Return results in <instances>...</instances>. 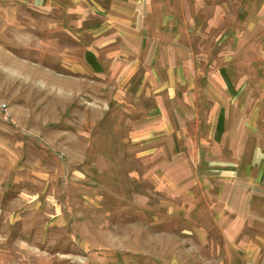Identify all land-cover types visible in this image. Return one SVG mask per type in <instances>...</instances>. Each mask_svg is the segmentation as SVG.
<instances>
[{
  "label": "rangeland",
  "instance_id": "obj_1",
  "mask_svg": "<svg viewBox=\"0 0 264 264\" xmlns=\"http://www.w3.org/2000/svg\"><path fill=\"white\" fill-rule=\"evenodd\" d=\"M53 1L0 0V106L9 108V116L0 112V264H262L264 209L256 232L219 231L205 216L219 204L216 192L197 198L183 182L190 181L197 145L222 150L244 107L253 116L264 108V0H152L151 35L171 23V31L187 36L177 39L187 49L173 46L172 53L189 77L178 85L183 101L176 106L191 120L185 118L187 135L177 139L174 130L172 142L162 140L171 144L166 152L156 139L147 141L152 136L132 132L142 120L127 115L132 96L124 84L135 73L126 79L124 70L104 72L84 51L92 40L78 37L100 28L88 7L104 2ZM105 89L107 115L95 125ZM159 98L137 102L158 109ZM211 122L220 134H212ZM178 140L192 150L181 152ZM85 146V167H71L84 159ZM169 158L182 168L169 167ZM234 241L253 247H225Z\"/></svg>",
  "mask_w": 264,
  "mask_h": 264
},
{
  "label": "crops",
  "instance_id": "obj_2",
  "mask_svg": "<svg viewBox=\"0 0 264 264\" xmlns=\"http://www.w3.org/2000/svg\"><path fill=\"white\" fill-rule=\"evenodd\" d=\"M102 1L104 2L103 6L95 5L88 7V14L95 17L94 21L97 19L99 20L100 28L97 30V28L95 29L93 27L94 30H86L88 32H82V34L80 33L78 35V37L83 35V40H92L89 47L88 44H85L84 51L91 53V55L99 61L98 63L105 65V70L103 69L104 72L124 70L123 76L126 79L131 73H135L133 75L135 81L132 80L127 84L125 83L126 85L124 84V89L129 90L131 93L132 103H136L139 100L138 102H146L149 104L151 99V102L155 104L156 97L159 95L160 102L156 104L159 105L158 109L156 106V108H150L149 106L141 107L138 102L136 105H132L131 103V108L127 115L131 116L132 119L142 120L132 125V127L134 126L132 132L138 134L137 138L152 136L149 137L147 141L156 139L157 146H160L164 152L171 151L172 147L168 148L171 144L168 143L166 147L163 145L162 140L172 142L174 139H171V136L174 137V130L179 131L178 136H176L177 139L187 135V126L185 122L189 118L185 110H182L181 106L177 108L176 103L177 100L180 102L183 101L182 95L179 96L180 99L177 98V94L180 93L178 85L189 80V77H187L184 63H179L177 56L172 53L173 46L176 49L178 47V40L181 41L182 38L187 39L186 33L183 36L180 30L177 32L171 31V23H169L168 30L161 32L160 28H156L152 36L150 33L151 26L148 22V16H152L151 18L155 17L151 14L153 8L152 0ZM53 2L55 6L60 7L55 0ZM67 12L71 13V10L67 11L66 9V13ZM103 18L107 20L105 21ZM164 18L166 23L172 20L171 15L167 16L164 14ZM93 22L90 21L89 23L91 24ZM180 44L181 43H179L178 49L181 52L186 47ZM113 63L115 65H113ZM117 64H119L118 68H116ZM93 65H97L95 60H93ZM126 65L128 68H124ZM179 80L180 82L178 83ZM230 83L228 88L232 89ZM102 94L106 100V107L99 109L100 115H102L95 120L97 121L95 125L100 124V126L107 115V103L109 98L108 90L105 89ZM232 97L233 96H230L231 100H234L236 103L242 102L244 105L247 104V99L243 97ZM262 98L264 104V95ZM183 99L186 101L185 98ZM167 107L170 111H167ZM244 108V114L240 115L239 121L226 132L228 137V142L225 143L226 145L221 143L222 139L221 142L219 139L217 141L221 143L222 150L226 154L214 153L222 151L220 149L218 150L217 146L212 147L209 151L205 149L202 144L197 145V159L193 160L190 165H187V167L190 168V176L187 174L190 181L183 182V184L187 185L185 188L186 193H189L187 191L188 189H194L197 198L198 195H202V198H206L209 195L210 198H212L213 194L216 192L213 199H219V204L212 206L211 211L206 212L205 216L211 217L212 226L219 231L256 232L255 219L259 217L261 213L258 210L264 209V207H259L261 201L264 200V108L262 109L263 112L261 110L260 113H254V116L253 111L252 114L250 113L248 115V107L245 106ZM214 112L215 111H213V113ZM258 116L260 117L259 121H257ZM205 120V117L201 119L199 121L200 125H203ZM140 126L143 127V129L147 128L146 130L138 131L137 129H139ZM210 126H212V134L215 131L217 135L220 134L221 128L219 123L214 126V123L211 122ZM199 131L202 134V128L199 129ZM175 133L177 135V132ZM164 134L166 135L159 138ZM88 136L86 141L91 142L92 130L89 131ZM178 141L181 146V152L192 150L189 147L186 148L183 146L180 140ZM141 147H144L143 144ZM173 149L174 151L177 150L174 144ZM88 150L89 147L85 146L83 149L84 159L70 166L74 167L78 164L81 166L82 162V166L85 167L88 162L86 156ZM147 150L149 152H156L157 148L154 147V144L150 145L149 143ZM58 155L60 156V154ZM167 160L169 167L174 166L177 169L178 167L182 168V164L180 163V165H178L177 160H172V158ZM174 183L176 182L174 181ZM199 185H202V188H200ZM197 201H201L200 197ZM255 202L258 203L259 209L256 208ZM202 206H204V203H202ZM202 206H199V210H201ZM200 215H202V213H200ZM233 216L239 219L235 220ZM226 217L227 221L230 220L227 224L229 225L228 228L222 227L225 225L223 223ZM236 224L239 225L238 228L235 226ZM258 228L259 233L263 232L260 226ZM259 233L256 238H260L261 235ZM261 240L262 245L260 243V246L264 249V239ZM248 243L247 241L246 245L242 246L238 243L235 244L234 241V243H227L225 247H228V249H230L229 247H233V252H236L243 247H245V249L252 248V244L249 243V245H247ZM230 251L229 253H231ZM259 253L260 252H258V254ZM260 257L262 259L260 263L264 264V256ZM259 259L258 256L256 259L252 258V261L257 263Z\"/></svg>",
  "mask_w": 264,
  "mask_h": 264
},
{
  "label": "built area",
  "instance_id": "obj_3",
  "mask_svg": "<svg viewBox=\"0 0 264 264\" xmlns=\"http://www.w3.org/2000/svg\"><path fill=\"white\" fill-rule=\"evenodd\" d=\"M8 110H9V108H8V106L6 105V104H3L2 106H0V112L4 115V116H9L8 115ZM6 114H5V113Z\"/></svg>",
  "mask_w": 264,
  "mask_h": 264
}]
</instances>
